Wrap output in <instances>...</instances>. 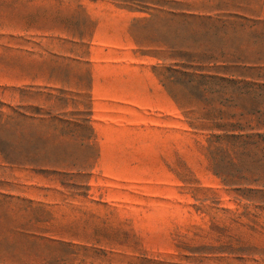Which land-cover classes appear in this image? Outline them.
Returning <instances> with one entry per match:
<instances>
[{
	"label": "rangeland",
	"instance_id": "rangeland-1",
	"mask_svg": "<svg viewBox=\"0 0 264 264\" xmlns=\"http://www.w3.org/2000/svg\"><path fill=\"white\" fill-rule=\"evenodd\" d=\"M0 264H264V0H0Z\"/></svg>",
	"mask_w": 264,
	"mask_h": 264
}]
</instances>
